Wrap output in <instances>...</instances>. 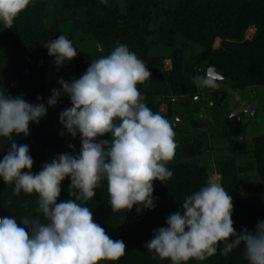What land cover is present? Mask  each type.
<instances>
[{
	"label": "clouds",
	"instance_id": "obj_1",
	"mask_svg": "<svg viewBox=\"0 0 264 264\" xmlns=\"http://www.w3.org/2000/svg\"><path fill=\"white\" fill-rule=\"evenodd\" d=\"M33 2L0 0V23L11 28ZM45 48L58 70L77 56V48L65 35L46 42ZM150 77L136 53L117 41L79 78L59 79V87L52 89L46 102H39L40 97L37 103L23 96L13 98L0 87V137L12 140L0 159V181L13 185L16 195L37 194V211L47 221L0 218V264H99L125 255L124 242L111 239L94 222L92 210L77 201L92 199L106 181L112 211L127 213L134 206L138 213L154 209L153 182L172 177L167 164L174 158L176 143L171 122L147 106L137 87ZM199 83L218 87L213 76ZM63 97L71 106L59 114L61 135L79 134L80 151L59 154L33 173L29 146L17 145L13 136L27 138L29 125L39 124ZM105 135L110 139H100ZM66 177L72 199L57 203ZM182 209L166 217V226L154 230L145 244L147 250L170 264H188L242 246L248 264H264V220L257 221L253 231L244 228L237 233L231 218L232 197L219 182V174L188 195Z\"/></svg>",
	"mask_w": 264,
	"mask_h": 264
},
{
	"label": "trees",
	"instance_id": "obj_2",
	"mask_svg": "<svg viewBox=\"0 0 264 264\" xmlns=\"http://www.w3.org/2000/svg\"><path fill=\"white\" fill-rule=\"evenodd\" d=\"M250 27L255 32L247 40L245 34ZM59 35H65L73 44L83 42L84 37L91 39L101 57L108 55L117 41L127 45L151 72L149 81L137 85L145 96L144 102L153 112H159L161 98H164L169 105L164 117L174 120L179 129L185 112L182 115L174 112L167 97H190L196 104L194 100L203 87L199 80L206 77L208 68L215 67L229 79L228 82L216 81L219 84L241 89L264 86V0H107L106 3L101 0H34L11 28L0 23V87L8 95L23 96L30 103H37V97L42 98L39 102H46L51 57L45 43ZM216 39L221 40V45L214 49ZM97 45L102 46L101 52ZM157 46L170 51L171 69L168 71H164L163 58L150 54ZM76 48L77 56L64 65L66 81L79 78L94 61L84 49ZM187 51L191 54L187 55ZM225 95L226 92L221 93V97ZM194 118H190V129L185 131V136L197 130ZM43 119L39 124L29 125L27 138L13 136L17 145L29 146L33 173H38L47 163L46 149L61 146L69 136L61 135L62 132L44 136ZM186 137L180 143L179 149L183 151L180 161L167 166L173 172L172 177L163 183L153 182V210L138 213L134 206L127 213V210L112 211L106 181L96 188L92 199L77 201L92 210L94 222L103 227L111 239L125 244V255L119 260L99 264H170L169 260L147 250L145 244L154 230L166 226V217L183 211L185 198L208 181L205 167L197 160L204 154L201 141L193 138L188 144ZM100 139L106 140L105 137ZM11 143L12 140L0 137V159ZM249 155L253 161H248L241 171L236 163L238 156L216 161L220 183L232 197L231 218L237 233L244 228L253 231L257 221L264 220V136L255 139L254 151ZM252 172H255L253 179L244 177ZM69 186L70 179L66 177L61 182L57 203L72 199ZM37 200V194L16 195L13 185L0 181V218L13 216L18 223L25 217L39 218L46 223L42 213L37 211ZM188 264L248 262L241 246L227 255H221L218 250L204 261L190 260Z\"/></svg>",
	"mask_w": 264,
	"mask_h": 264
},
{
	"label": "rangeland",
	"instance_id": "obj_3",
	"mask_svg": "<svg viewBox=\"0 0 264 264\" xmlns=\"http://www.w3.org/2000/svg\"><path fill=\"white\" fill-rule=\"evenodd\" d=\"M123 1V0H119ZM251 28V27H250ZM253 28V27H252ZM249 29V28H248ZM249 36V35H248ZM74 46L79 50H85L94 60L101 56L97 54L95 44L91 39L87 37L83 38V42H74ZM221 45V40L216 39L213 48L217 49ZM98 52L102 51V46L97 45ZM151 55H155L163 58L162 63L164 71L171 69V62L169 57L170 51L157 46L150 51ZM190 55V51L186 52ZM63 78L66 81V73L64 66L61 69H57L53 63V58L49 59V80L46 89V100L50 97L51 91L54 88H58L57 81ZM218 84V87H205L199 89V97L195 98L196 104L191 102L190 97H173L170 95L168 98L169 104L174 112L182 115L183 121L180 122V129L178 128L174 120H170L175 132V154L174 158L168 162L167 166L173 165L180 161V153H183L179 149L182 140H187L188 144L192 143L193 138H197L201 141L202 151L197 160L198 164L205 167L206 173L209 178H217L216 161L218 158H230L235 157L238 170L246 168L248 161L251 160V153L254 151V141L256 138L264 136V86L246 87V88H232L228 85ZM226 92L224 97H221V93ZM216 99V100H215ZM217 100H221L220 102ZM70 102L66 97H63L61 101L56 105L48 109L46 117L42 122V133L44 136L54 135L58 132H63L62 125L59 123V114L66 108L70 107ZM169 105L161 98L159 105V113L163 116L167 114ZM253 108V111L250 110ZM246 110L247 113H243ZM236 113L237 116H233ZM177 115H174L176 118ZM195 117L197 130H191L188 135L185 136V131H189L190 118ZM179 121V118H176ZM179 129V130H178ZM106 140L110 139V136H104ZM191 139V140H190ZM69 145L73 148L70 149ZM80 137L73 138L68 136L61 146L50 147L46 149V160L50 163L53 158L62 153H78L80 151ZM243 154V155H242ZM255 172L244 174V177L253 179ZM242 178V177H241ZM219 182L221 177L219 175ZM242 186V184H241Z\"/></svg>",
	"mask_w": 264,
	"mask_h": 264
},
{
	"label": "water",
	"instance_id": "obj_4",
	"mask_svg": "<svg viewBox=\"0 0 264 264\" xmlns=\"http://www.w3.org/2000/svg\"><path fill=\"white\" fill-rule=\"evenodd\" d=\"M206 76H213L216 81H220V82H228L229 81V79H227L226 77L221 75V73L215 67L208 68L206 71ZM250 110L251 111L253 110L252 107H250ZM233 116H237V114L233 113Z\"/></svg>",
	"mask_w": 264,
	"mask_h": 264
},
{
	"label": "built area",
	"instance_id": "obj_5",
	"mask_svg": "<svg viewBox=\"0 0 264 264\" xmlns=\"http://www.w3.org/2000/svg\"><path fill=\"white\" fill-rule=\"evenodd\" d=\"M254 32H255L254 28H249V29L247 30V33H246V35H245V38L248 39V40H250V39L252 38ZM248 35H249V36H248ZM243 113L245 114V113H247V111L244 110Z\"/></svg>",
	"mask_w": 264,
	"mask_h": 264
}]
</instances>
